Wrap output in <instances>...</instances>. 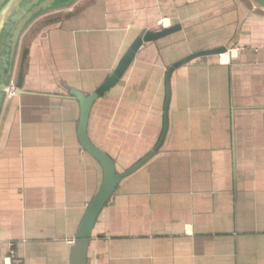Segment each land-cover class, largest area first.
<instances>
[{
  "label": "crops",
  "instance_id": "obj_1",
  "mask_svg": "<svg viewBox=\"0 0 264 264\" xmlns=\"http://www.w3.org/2000/svg\"><path fill=\"white\" fill-rule=\"evenodd\" d=\"M143 43L92 104L87 134L122 172L158 142L168 68V127L158 151L118 184L86 264H264V3L73 0L22 32L20 91L0 111V264H70L102 170L78 140L79 103ZM13 249L14 258L9 251ZM9 257V258H8Z\"/></svg>",
  "mask_w": 264,
  "mask_h": 264
},
{
  "label": "water",
  "instance_id": "obj_2",
  "mask_svg": "<svg viewBox=\"0 0 264 264\" xmlns=\"http://www.w3.org/2000/svg\"><path fill=\"white\" fill-rule=\"evenodd\" d=\"M73 0H0V111L4 102V90L13 72L17 55L19 39L26 26L39 14L49 9L68 4ZM264 3V0H257ZM180 29L179 24H173L161 29H142L132 41L113 72L92 93L85 94L76 89H70V95L79 103L78 140L80 146L93 157L101 167L102 180L93 198L86 207L80 225L74 236L70 249V264H86L88 242L95 222L111 195L122 179L143 166L160 148L168 127V106L171 96L170 76L173 69L203 55L220 54L225 47L200 50L174 62L167 70L165 77L166 97L164 104V125L156 145L139 161L128 169L118 172L114 160L99 147L94 145L87 134V123L93 102L108 91L121 77L133 60L139 47L149 41H155ZM18 91H20L18 89Z\"/></svg>",
  "mask_w": 264,
  "mask_h": 264
},
{
  "label": "built area",
  "instance_id": "obj_3",
  "mask_svg": "<svg viewBox=\"0 0 264 264\" xmlns=\"http://www.w3.org/2000/svg\"><path fill=\"white\" fill-rule=\"evenodd\" d=\"M15 64H16V59H15L14 67H13V72H12L11 77H10L6 87H5V90H4V102L7 99L12 98L13 96H15L18 93V87L16 85V80H15V75H14ZM4 102H3V104H4ZM9 256H10V258H14L13 249H10ZM14 263L20 264V261L18 259H14Z\"/></svg>",
  "mask_w": 264,
  "mask_h": 264
},
{
  "label": "trees",
  "instance_id": "obj_4",
  "mask_svg": "<svg viewBox=\"0 0 264 264\" xmlns=\"http://www.w3.org/2000/svg\"><path fill=\"white\" fill-rule=\"evenodd\" d=\"M20 83H21V78L17 75L16 76V85L19 87Z\"/></svg>",
  "mask_w": 264,
  "mask_h": 264
}]
</instances>
